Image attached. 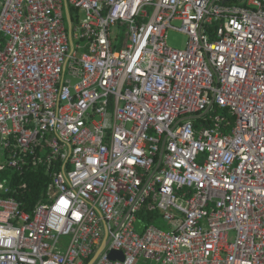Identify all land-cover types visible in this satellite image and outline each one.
I'll list each match as a JSON object with an SVG mask.
<instances>
[{"label":"built area","instance_id":"2783aa9c","mask_svg":"<svg viewBox=\"0 0 264 264\" xmlns=\"http://www.w3.org/2000/svg\"><path fill=\"white\" fill-rule=\"evenodd\" d=\"M65 1L0 0V264H264V0Z\"/></svg>","mask_w":264,"mask_h":264},{"label":"trees","instance_id":"16d2710c","mask_svg":"<svg viewBox=\"0 0 264 264\" xmlns=\"http://www.w3.org/2000/svg\"><path fill=\"white\" fill-rule=\"evenodd\" d=\"M70 14L74 16V10L72 8H70ZM229 119L231 121L234 120L233 117H229ZM34 177L37 179L28 184L26 193L24 191V194L21 193L17 196V199L21 203V208L29 213L32 212L33 204L41 197L45 186L44 180L41 176L38 175ZM138 217L141 218L146 224L154 223L155 225H159L161 220V216L157 211L149 212L145 211L144 208L139 211Z\"/></svg>","mask_w":264,"mask_h":264},{"label":"rangeland","instance_id":"374dc122","mask_svg":"<svg viewBox=\"0 0 264 264\" xmlns=\"http://www.w3.org/2000/svg\"><path fill=\"white\" fill-rule=\"evenodd\" d=\"M78 13V20H82L84 18V12L82 10H77ZM73 20L75 22V17L72 15ZM175 26L179 25L178 21H174L172 23ZM188 41V36L185 33H182L178 30L168 28L166 31V42L168 46L175 48V49H183L185 48L186 42ZM161 218V217H160ZM164 230H167L170 226L171 223L168 221H165L164 219L161 218L159 225H156Z\"/></svg>","mask_w":264,"mask_h":264},{"label":"water","instance_id":"95a60500","mask_svg":"<svg viewBox=\"0 0 264 264\" xmlns=\"http://www.w3.org/2000/svg\"><path fill=\"white\" fill-rule=\"evenodd\" d=\"M225 0H223L224 2ZM63 5H64V12H65V19H66V23H67V28H68V32L70 33V25H71V21H70V16H69V11L66 5V1L63 0ZM158 165L156 166L155 169H157ZM108 242V239L106 238V235H104L103 241L100 245V247L96 250V252L91 256V258L86 262V264H93L95 259L97 258V256L99 255L101 249L104 247V245ZM110 257L115 259H122V253L121 251H112L109 253Z\"/></svg>","mask_w":264,"mask_h":264}]
</instances>
